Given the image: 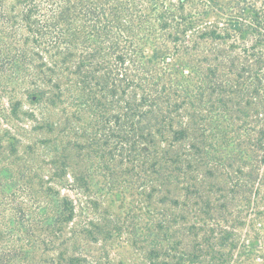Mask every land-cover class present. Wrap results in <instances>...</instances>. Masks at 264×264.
Segmentation results:
<instances>
[{
    "label": "trees",
    "instance_id": "1",
    "mask_svg": "<svg viewBox=\"0 0 264 264\" xmlns=\"http://www.w3.org/2000/svg\"><path fill=\"white\" fill-rule=\"evenodd\" d=\"M0 128V264H122L114 191L145 203V264L185 215L216 222L181 264H224L264 187V0H0ZM42 129L50 159L20 154Z\"/></svg>",
    "mask_w": 264,
    "mask_h": 264
},
{
    "label": "rangeland",
    "instance_id": "2",
    "mask_svg": "<svg viewBox=\"0 0 264 264\" xmlns=\"http://www.w3.org/2000/svg\"><path fill=\"white\" fill-rule=\"evenodd\" d=\"M27 107L28 105L26 104L23 109H27ZM60 108L61 107L58 106L56 108H49L44 118H49L50 121H53V118L57 116ZM36 117L39 118L40 115L36 113ZM1 134L2 131L0 128V135ZM20 139L21 143L18 150L20 154L23 152L25 146L31 145L39 148L40 160L50 159L51 153H47L46 151L50 144H41L40 142H46L49 139L53 140V132L47 133L45 129L37 130L28 133L25 137ZM120 191H122V189H120ZM255 191L257 194L249 200L250 204L248 205L247 202L245 207H243V205L234 207L232 209L233 218H228L226 221L228 225L230 224V226H232L233 233L235 234L234 238H236V246L235 249L232 250H229V247L219 250L222 254L221 259L225 261L224 264H264V187L255 185L253 193ZM66 194L74 198L72 194ZM125 195L124 197V194L115 193V191L113 196H110V194L106 195L102 199L103 201L99 208L106 210V213L100 214V211L96 210V216H107L109 220L115 221L121 229L119 235L112 238L107 243L108 255L114 263L145 264L143 246H141L139 241L136 244L134 243L139 234H145L147 223L145 214L146 208L142 209L145 203H143V201H138L137 197H129V193ZM129 209L131 210L129 211ZM173 210L178 211L183 209L175 208ZM185 218L186 225L195 222L196 228L192 232L182 231L173 234L174 240H182V246L164 254L167 256L166 260L170 264H181L180 259H184L187 256L183 251L186 250L187 246H189L188 250L193 249L194 240L202 243L204 238L214 236L204 231L208 229L210 224L216 222V220L208 221L207 223L209 225L204 228L202 227V221H194L191 215H185ZM139 237L141 238V235ZM209 243L212 244L211 242ZM181 247H184L183 251ZM194 248H197V244H194ZM198 253L197 251V255ZM205 258L207 259L198 258L197 264H201L202 260H208V257Z\"/></svg>",
    "mask_w": 264,
    "mask_h": 264
}]
</instances>
